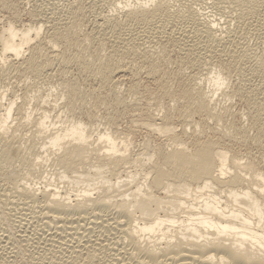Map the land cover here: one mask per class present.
<instances>
[{"label": "bare ground", "instance_id": "bare-ground-1", "mask_svg": "<svg viewBox=\"0 0 264 264\" xmlns=\"http://www.w3.org/2000/svg\"><path fill=\"white\" fill-rule=\"evenodd\" d=\"M52 1L46 9L33 6L29 13L32 21L21 24V28L15 25L18 10L8 8L12 19H7L0 30V79L1 73L21 68L24 75L33 79L32 83L46 82L48 71L57 66L61 78L58 75L60 93L56 95L64 102L59 103V111L57 96L53 94L54 105L44 108L31 122L33 110L26 106L30 94H24L23 102L16 106L11 99L0 112V175L9 176L0 183V207L9 205L0 211V219L8 225L0 228L4 232L0 234V264H17L15 251L7 245L12 238L15 240L11 245L21 246L30 264H264V173L251 159L242 162L240 153L223 139L238 137L249 142L251 129V141L264 143V53L254 57L250 68L252 76L261 77L258 84L250 85L245 77L244 86L234 85L229 92L225 91L228 79L242 69L232 66L233 62L244 61L252 53L241 43L242 34L247 33H243L245 23L250 26L260 20L264 26V19L259 17L264 0H233L235 5L242 1L234 12L242 28L236 31L237 24L222 32L217 26L220 21L200 11L198 4L189 2L171 8L173 4L168 0H126L116 4V15L109 17V11L105 13L108 17L102 13L101 17L106 18L93 20L96 29L87 31L89 34L81 28L88 12L85 1H73L75 6L68 4L63 8ZM96 9L90 8L94 12ZM123 25L129 26L123 29ZM176 25L181 29L171 28ZM257 26L256 23V29ZM42 30L45 36L40 39ZM227 39L229 46H221ZM173 50L180 53L178 60L170 55ZM216 53L219 58L214 62L215 76L203 79L196 76L197 72L183 76L187 74L181 65L190 68L196 61L208 64ZM71 65L85 76L88 88L79 85L83 78L78 82L75 77L65 76ZM143 76L154 86L148 88ZM122 77L128 80L125 92L119 93ZM250 86L258 99L248 102L245 108L247 130L241 127L243 122L238 126L230 119L227 109L228 115L224 112L226 116L222 117L224 113L215 109L214 95L221 91V95L223 92L227 97L242 100V88ZM31 94L36 100L39 97ZM129 95L152 98L157 111L163 113L158 116L155 108L145 109L137 104L133 108L138 113H128L131 131L143 128L147 134L162 137L161 142L154 143L148 136L139 151H130L128 137L121 138L112 130L124 112L117 108L127 111L129 107ZM88 102L93 106L104 104L106 110L109 107V130L92 135L94 111L84 110ZM55 109L69 115L80 111L89 122L85 124L70 116L71 119H60V125L55 126L47 122L51 111L57 112ZM13 110L17 114L15 124L10 121ZM26 113L29 115L25 118ZM225 118L232 121L228 127ZM209 119L215 124L226 122L222 135L208 134V129L214 133L216 130ZM187 128L191 130L189 135ZM28 140L29 144L25 143ZM39 140L43 141L41 151L36 147ZM47 152L52 155L53 174L61 181L70 179L75 184V194L52 185V181L50 184L47 177L39 182L34 180L35 171L49 160L48 155L42 156ZM135 166L140 168L134 170ZM31 220L39 224L35 232L30 229V235L20 224ZM34 234L38 240H34ZM29 236L36 248H42V252L38 249L41 253L28 248ZM40 239L46 244L42 245Z\"/></svg>", "mask_w": 264, "mask_h": 264}, {"label": "rangeland", "instance_id": "rangeland-1", "mask_svg": "<svg viewBox=\"0 0 264 264\" xmlns=\"http://www.w3.org/2000/svg\"><path fill=\"white\" fill-rule=\"evenodd\" d=\"M69 1V2H68ZM54 0V2H55V5L57 4L58 6H56V7H60V8H63L64 6H66V5H68L69 4V6H70V4H72V5H74L75 6V4L76 3H74L73 1H75V2H77L78 3V1L79 0ZM85 1V3H84V6H86V8H87V10H88V12H86L87 14L89 13V15H87V14H85V16L87 17V18H85V19H87L86 20V23H85V19H84V24L81 26V28L84 30H82L84 33H87V34H89L90 32H92L93 30L95 31V29L96 28H94V24H96L93 20H98V19H100V17L102 16V13L104 14L103 16H106V17H108L106 14H108V12H109V17H110V15L112 14V15H116V12H114L113 11V9L115 10V6H116V4H122V3H125V1L126 0H95V2L92 4V3H90L91 2V0H89V3L90 4H92L91 6H90V4L87 2V0H83V2ZM97 1V2H96ZM118 1H120V3H118ZM128 1H131V0H128ZM133 1V0H132ZM171 1V2H170ZM225 0H223V2H224ZM228 1L229 0H227V1H225V3L223 4V2L221 1V0H168V2H169V4L170 3H172L173 5H171L170 4V7L172 8V7H183V6H185V4H187V3H193V4H198V6L197 7H199V8H201L200 9V11L202 10V12H205V13H207L208 14V16L210 17V18H213V19H215L216 21H220L219 23H218V28H219V31H220V28L222 29L221 30V32L223 31V30H226V28L227 29H233V28H235V26L237 27L240 23H239V19L238 18H236L237 17V15H235V13L237 12V9L236 8H238L237 6H239V5H241V3H242V1H240V2H237V5H235L236 3L233 1V0H230V4L228 3ZM232 1V2H231ZM50 2H51V4L53 3V1L52 0H50ZM67 2V3H66ZM87 2V3H86ZM117 2V3H116ZM234 2V3H233ZM96 3H98L97 5H96ZM238 3H240L239 5H238ZM63 4V5H62ZM201 4V5H200ZM225 4L228 6V5H230V7H232V6H234V7H232L231 9H230V7H226L225 6ZM49 5V0H0V30L2 29V27L5 25V23L7 22V19L9 20V18H11L12 19V17H11V11L9 12V11H7L8 10V8H14V9H16V10H18V20H16L15 19V25L16 26H18V28H21V24H26V25H28V24H30V23H28V21H32L30 18H32V17H30L31 15L29 14L30 13V10L33 8V6H40V7H46V6H48ZM88 5V6H87ZM224 5V6H223ZM89 6H90V8H92V9H96L97 8V6H98V8L95 10V12H97V15L99 16V14H100V16L98 17L97 15H96V13L94 12V10L92 11V10H90V8H89ZM200 6H202V7H200ZM263 7V8H262ZM100 8V9H99ZM112 10H111V9ZM233 8H235L234 10H233ZM46 9V8H45ZM99 9V10H98ZM86 10V11H87ZM102 10V11H101ZM233 10V12H231ZM98 11H100V12H98ZM236 11V12H235ZM260 11L262 12H259V14L261 13V16H259L261 19H264V5L263 6H261V9H260ZM113 12V13H112ZM235 12V13H234ZM95 13V14H94ZM99 13V14H98ZM106 13V14H105ZM119 13V12H118ZM234 13V14H233ZM94 14V15H93ZM122 12L120 11V13H119V15L120 16H122ZM9 17H8V16ZM89 16V17H88ZM94 16V17H93ZM236 16V17H235ZM96 17V18H95ZM98 17V18H97ZM106 17H101V18H106ZM119 18H122V17H119ZM219 18V20H217ZM260 18H258V19H260ZM238 19V20H237ZM17 21V22H16ZM260 20H257L256 22H254L253 24H251L250 23V26L252 25V27H250V26H246V24L247 23H245V25H244V30H243V33L244 32H247L248 33V31H249V33L246 35L245 33V35H243L242 34V39L244 38V40H242L241 39V43H244V45L248 48V51H249V49H251L249 52H254L253 54H255V56L252 54V53H250L249 55L250 56H248V58L247 59H245L244 61H241V60H239V59H236L234 62H233V65L232 66H234V67H236V68H238L240 71L236 74V75H233L232 77H230L229 79H228V81H227V83L225 84V88H226V92L228 91H230L231 90V88L235 85H238V86H244V84H245V82H244V78L245 77H247V78H249V81L250 82H248L250 85H251V83H253L254 85H256L255 83H257L258 84V79L259 78H261L260 76H252L251 75V70H250V68H251V66H252V64H253V62H254V57H256V56H258L260 53H264V26H261L260 24L262 23H260L259 22ZM263 21V20H262ZM239 24H238V23ZM28 23V24H27ZM94 23V24H93ZM256 23H257V25H259V26H257L258 28L256 29ZM85 24H87V25H85ZM223 24V25H222ZM227 24V25H226ZM238 24V25H237ZM84 25H85V27H84ZM249 25V24H248ZM253 25L255 26V28H253ZM20 26V27H19ZM129 25H126V26H122V28L124 29V28H126V27H128ZM175 26V25H174ZM174 26H171V28L172 29H176V30H180L181 29V27L182 26H180V25H176L177 27H174ZM180 26V28H178ZM225 26H229V27H231V28H229V27H225ZM234 26V27H233ZM246 27L248 28V30L246 29ZM263 27V28H262ZM178 28V29H177ZM225 28V29H224ZM238 28H242V26L240 27V25H239V27H237V29H236V31L238 30ZM253 28V29H252ZM90 29H91V31H90ZM93 29V30H92ZM255 29V30H254ZM176 30H174V31H176ZM235 30V29H234ZM247 30V31H246ZM260 30V31H259ZM87 31H90L89 33L87 32ZM93 31V32H94ZM173 31V30H172ZM220 32V33H221ZM44 35H43V34ZM173 33V32H172ZM224 34V32L222 33V35ZM41 35V36H40ZM40 35H39V38L41 39V38H43L44 36H45V32H44V30H42L41 31V33H40ZM221 35V36H222ZM223 37V36H222ZM245 37H247V38H245ZM226 43V47H228L229 45L228 44H230V41L227 39V40H225V42H223V43H221V46H223L222 44H225ZM243 45V44H242ZM248 45V46H247ZM225 46V45H224ZM26 51L27 50H23V54H22V56L23 57H25L24 55L26 54L27 55V53H26ZM248 52V53H249ZM217 55H215L216 57H214V56H211L210 58H209V60H208V64H206V63H204V62H199V61H196L197 63H195L194 65H195V68L193 67V66H191L192 67V69L194 70H192L191 69V67L188 69V68H186L187 66L186 65H181L182 66V71L185 73V74H189V72H190V74L189 75H191V73H193L194 74V72L196 73V76H202L203 77V79H204V77L206 78V77H208V76H215V72H216V70H217V67H215V65H214V62L217 60V58H219V57H217V56H219V54L218 53H216ZM253 56H252V55ZM258 54V55H257ZM171 56H172V58L174 59V60H178L179 59V56H180V53H178V51L177 50H173L172 52H171V54H170ZM175 56V57H174ZM252 56V57H251ZM221 58V57H220ZM198 60V59H197ZM199 62V63H198ZM203 63V64H202ZM56 66V65H55ZM7 67V66H6ZM52 67H53V69H52ZM51 67V71H48V73H49V75L50 76H48V77H46L48 80H46V79H44V80H46V82L44 83V82H42L41 81V83H32L33 82V79L32 78H28L29 76L27 75V74H25L26 75V77L28 78V79H25V77H23V76H25L23 73V71H22V69L21 68H19V69H17L16 70V68H14V69H12L11 71H5L4 73H1V79H0V92H2V93H0V94H2V96H1V100H0V103L1 104H3V107H0V109H2L0 112H2L3 110H4V108H5V106H8L9 104L8 103H10L11 101H15L14 103V105L13 106H16L17 104H20V103H22L23 102V95L24 94H26V96L28 95V94H30L29 95V97H31V98H29V97H27V99H28V102H27V104H26V106L27 105H29L30 106V108H32V110H33V112H32V114H33V116L31 115L30 116V122H31V120L33 119H35V117H38V114L39 113H41V111L45 108H50L49 106H53L54 105V98H56V96L58 95L59 96V93L60 92H58V91H60L59 90V85H57L58 84V82H60V78H61V76H60V72L58 71V67L56 66V68L54 67V66H52ZM170 67V66H169ZM185 67V68H184ZM199 67V68H198ZM3 68H5V65L3 66ZM73 68V69H72ZM210 68V69H209ZM7 69V68H6ZM21 69V70H20ZM57 69V70H56ZM213 69H214V71H213ZM16 70V71H15ZM78 69H77V67L75 66V65H71L70 67H69V69H68V71H67V73L65 74V76H71V78L72 77H75L77 80H78V82H80L81 80H82V78L84 79V81H81L82 83H79V85H83L84 86V82L86 81L85 80V76H83V74H81L79 71H77ZM187 70V71H186ZM200 70V71H199ZM18 71H21V72H18ZM53 71V72H52ZM186 71V72H185ZM192 71V72H191ZM8 72H9V74H8ZM14 72V73H13ZM50 72L52 73V74H50ZM56 72H58V73H56ZM208 72V73H207ZM234 72H237L236 70H233V73ZM11 73V74H10ZM18 73V74H17ZM79 73H80V75H82V76H80L79 75ZM183 73V74H184ZM205 73V74H204ZM2 74H5V75H2ZM7 74H8V76H7ZM21 74V75H20ZM56 74V75H55ZM73 76H72V75ZM74 74H76V75H78V76H76V75H74ZM188 74L187 75H183V76H188ZM192 74V75H193ZM23 75V76H22ZM60 76V78H59V76ZM8 78H7V77ZM51 76H52V79H51ZM58 76V77H57ZM3 77V78H2ZM4 77L6 78V80L4 79ZM23 77V78H22ZM78 77V78H77ZM144 78H145V76H143ZM201 77V78H202ZM57 78V79H56ZM74 78V79H75ZM80 78V79H79ZM24 79H25V81H24ZM59 79V80H58ZM121 79V78H120ZM125 79V78H124ZM124 79H123V77H122V80H121V84H119L120 86H118L119 87V93H122V90H124L123 92H125V88H126V81L128 80L127 78L125 79V81H124ZM202 79V80H203ZM5 80V81H4ZM57 82H56V81ZM146 80V81H145ZM145 80H144V83L146 84V86L148 87V88H150V87H152V86H154L153 84H152V82L150 81V79H148L149 81H147V78H145ZM232 80H233V82H232ZM23 81V82H22ZM52 81V82H51ZM26 82V83H25ZM31 82V83H30ZM13 83V84H12ZM57 83V84H56ZM86 83V85L83 87V86H81V88H85L86 89V87L88 88V83L87 82H85ZM122 83H124V84H122ZM149 85H148V84ZM38 85V86H36V85ZM44 84H46V85H44ZM52 84V85H51ZM144 84V85H145ZM206 84V85H205ZM204 84V86L205 87H207L209 84H208V82L207 83H205ZM27 85H28V87H27ZM56 86V87H55ZM125 86V87H124ZM11 87H12V89H11ZM27 87V88H26ZM55 87V88H54ZM58 87V88H57ZM124 87V88H123ZM224 87H222V89L224 88ZM34 88V89H33ZM206 90H207V88H205ZM221 89V90H222ZM243 90H244V92H245V98H246V100H245V98L244 99H238V97H227L226 95H224V93L222 92V94L223 95H221V91H218V92H216V94L214 95V98H215V109L217 110V111H221V113L223 114L224 112L226 113V109H227V111H229L228 113H230L231 112V114H234L233 116H231V114H227L226 113V115H228L229 117H231L230 119L232 120V118H233V121H234V123L235 124H237V123H242L243 122V124H241V127L243 126V128H247V130L249 129L248 128V123H249V121H248V117H247V109H245L246 107H247V105H248V102H250V101H253L254 99H258V97H256V95L254 94V90H253V87L252 86H250V87H243L242 88ZM25 90V91H24ZM27 90V91H26ZM31 91V92H30ZM56 91V92H55ZM26 92V93H25ZM30 92V93H29ZM48 92V93H47ZM52 92V93H51ZM31 93H35L37 96L36 97H38L37 98V100H36V98L34 97V98H32L33 96H31L32 94ZM58 93V94H57ZM144 93V92H143ZM53 94H57L56 96L55 95H53ZM47 95V96H46ZM221 95V96H220ZM4 96V97H3ZM44 96V97H43ZM49 96V97H48ZM55 96V97H54ZM57 96V98L56 99H58L57 100V105H60V106H58V107H56L57 109L58 108H60L59 109V111H61L62 110V108H61V104H59V103H64L63 102V99H59V97ZM125 97H127L128 95H124ZM145 96V95H144ZM131 97H133V98H131ZM139 97V96H138ZM42 98V99H41ZM47 98V99H46ZM142 98V97H141ZM140 97L139 98H137L136 96L134 97V96H130L129 95V97H128V100H127V102H128V105H127V107L128 108H126L127 109V111L125 110V108L124 107H118L117 109V111H119V112H121L122 113V111H124L123 113H122V116H120L119 117V119H118V121H117V123H116V125H115V127L112 129V130H115V132H117V136L119 135V137H123L124 135L126 136V137H128L127 139V145H128V147H129V149H130V151H137L139 148L140 149H142L143 148V143H144V141H146V140H149V137H152L150 140L153 142L154 141V143L156 142V143H158L159 141L161 142V140H162V137H158V136H156L155 134H150V133H146V131L145 130H143V128H137L136 129V127H135V129H134V131L132 132L131 131V129L129 128L130 126H128V125H130V120L131 119H129L130 117H129V115L131 116V115H135V114H137L138 112H137V110L136 109H134L135 108V105L134 104H137V106H141L142 107V105H143V107H145V109L147 108V107H149L148 109H151V110H155L156 111V113L158 114V116H161L163 113H162V111H157V108H155L156 107V105H155V102L153 101V100H151L152 98H149V97H145V98H147V99H145V98H142L141 99ZM11 99H13V100H11ZM45 99V100H44ZM138 99V100H137ZM140 99H141V101H140ZM51 100V101H50ZM39 101V102H38ZM133 101V102H132ZM164 101H166L167 102V100H164ZM38 102V103H37ZM135 102V103H134ZM172 102L173 101H171L170 103L172 104ZM17 103V104H16ZM140 103H141V105H140ZM148 103H150V104H148ZM165 103V102H164ZM7 104V105H6ZM40 104V105H39ZM85 104H87V105H85V106H83V107H85V109L84 110H86V109H88V110H93L94 111V118H93V122H92V124L90 125L91 126V132L93 131V133H92V135H95L97 132H99V131H101V132H103L104 130H109V128H111L109 125H108V123H107V117H108V115L107 114H109V112L111 111H109V107L107 108V110H106V105H104V104H98V106L96 105V106H93L91 103H90V105H89V102L88 103H85ZM152 105V106H151ZM173 106H175L174 105V102H173V104H172ZM2 106V105H1ZM36 106V107H35ZM132 106V107H131ZM41 109H40V108ZM134 107V108H133ZM224 107V108H223ZM90 108V109H89ZM91 108H93V109H91ZM121 108V109H120ZM132 108V109H131ZM155 108V109H154ZM38 109V110H37ZM57 109H55L56 111H57ZM124 109V110H123ZM134 110H136V111H134ZM59 111H57L56 113L54 112V111H51V113H50V119H48L47 120V122H51V123H55V126H59L60 125V122H59V120L60 121H62V120H64V121H67V119H73V118H75V119H80V120H82L83 122H85V124L87 123V122H89L88 121V119L84 116V114L82 115V113L80 112V114H79V112H76V113H71L70 115H69V112H67L66 111V113L65 112H61V114L59 113ZM107 111V112H106ZM127 113H126V112ZM216 111V112H217ZM15 111L13 110V112H12V119H14L15 117H17V114H15L14 113ZM133 112V113H132ZM136 112V113H135ZM244 112V113H243ZM60 114L59 116H57V114ZM128 113H129V115H128ZM131 113V114H130ZM225 113H224V115H222V117L223 116H226L225 115ZM27 114L28 113H26L25 115V118L27 117ZM76 114H78L77 115V117H76ZM123 114H125V115H123ZM160 114V115H159ZM16 115V116H15ZM29 115V114H28ZM66 115V116H65ZM128 115V116H127ZM70 116H71V118H70ZM73 116V117H72ZM75 116V117H74ZM96 116V117H95ZM227 116V118H229ZM236 116V117H235ZM20 117V116H19ZM99 117V118H98ZM105 117V118H104ZM21 118V117H20ZM24 118V119H25ZM67 118V119H66ZM236 118V119H235ZM12 119H10V121H12V124H15L14 122L16 121L15 119L14 120H12ZM22 119V118H21ZM66 119V120H65ZM86 119V120H85ZM223 119V118H222ZM96 120V121H95ZM102 120V121H101ZM104 120V121H103ZM196 120H198V119H196ZM226 120H229V119H224V121H226ZM230 120V121H231ZM222 121V120H221ZM224 121H222V123L220 122V121H218V123L216 122V124H215V121L214 120H211V119H209L208 120V123L209 124H211L210 126H212V125H214L215 124V126L217 127H215V129L217 130H215V133L212 131V130H210V129H208V134L210 135H222V132H224V130H225V127L227 126H229L230 124H231V122H228V121H226L227 122V124H226V122L224 123ZM237 121V122H236ZM17 122V121H16ZM30 122L28 121L27 122V124H28V126L30 127L31 126V124H30ZM95 122V123H94ZM51 123H47V125H52ZM247 123V124H246ZM12 124H10V125H12ZM30 124V125H29ZM107 124V125H106ZM221 124V125H220ZM224 124H226V126L224 125ZM239 124H237L238 126H239ZM246 124V125H245ZM99 125V126H98ZM245 125V126H244ZM247 126V127H246ZM29 127H28V129H29ZM105 127V128H104ZM177 127V131H179L180 129H181V127H180V125H178V126H176ZM226 127V128H227ZM50 128V127H49ZM52 128V127H51ZM179 128V129H178ZM219 128V129H218ZM223 128V129H222ZM96 129V130H95ZM129 129H130V131H129ZM139 130V131H138ZM190 129L189 128H187L186 129V131H187V134L188 133H190V131H189ZM218 130H219V133H217L218 132ZM223 130V131H222ZM26 131V134L25 135H27V132H28V130H25ZM97 131V132H96ZM212 131V132H211ZM221 131V132H220ZM132 134H131V133ZM139 132V133H138ZM248 134H249V142H247L248 141V139H247V141H243V140H240V139H237L238 137H236V138H227V136H226V138H224L223 137V139L225 140V142L226 143H228L229 144V147L230 148H232V149H234V151H237L238 153H240V156L241 157H243V159L241 160L242 162L243 161H245V160H249V159H251L254 163H258L257 164V167H258V169H260V171L261 172H263L264 173V143H256L254 140H252L251 141V138H252V136H253V133H254V131H252L251 129H250V131L248 130ZM213 133V134H212ZM28 134H30L31 135V132L29 131V133ZM127 134V135H126ZM130 134V135H129ZM147 134V135H146ZM151 135V136H150ZM189 135V134H188ZM124 136V137H125ZM147 136V137H146ZM149 136V137H148ZM146 137V138H145ZM158 139H157V138ZM148 138V139H147ZM154 139H156V140H154ZM159 140V141H158ZM230 140V141H229ZM227 141H229V142H227ZM238 141V142H237ZM29 140L28 141H26L25 143H28L29 144ZM47 142V141H46ZM143 142V143H142ZM231 142V143H230ZM240 142V143H239ZM41 143H43V141L42 140H39V141H37L36 142V147L37 148H39L38 150H43V148H42V144ZM257 145H256V144ZM231 144H233V145H231ZM252 144V145H251ZM47 146L48 145H46V148H47ZM141 146V147H140ZM232 146V147H231ZM261 146H263L262 148H261ZM257 147V148H256ZM36 148V149H37ZM45 149V148H44ZM139 149V150H140ZM236 149V150H235ZM251 149V150H250ZM138 150V151H139ZM48 153L49 152H47V153H44V155H42V156H45V154L46 155H48ZM249 153V154H248ZM49 156V155H48ZM51 157H52V155H50ZM49 156V162L48 161H43V166L40 168V170H37L38 172L40 171V173H38L37 171H35L36 173H34V175L36 176V174H37V178L34 176V180L35 181H37V182H39V181H41L43 178L42 177H47V178H45V179H49V182H50V184L52 183V185H56V186H58L61 190H64V189H66V190H68L70 193H72V194H75L76 192H75V190L74 189H76L75 187H74V183L73 182H71L70 181V179H66V180H60L59 179V177L57 178V176L58 175H56V174H53V170H54V167H53V164H50V163H52V160H50L51 159V157ZM46 157V156H45ZM247 158V159H246ZM259 160H258V159ZM262 158V159H261ZM45 162V163H44ZM49 164V165H48ZM255 164V165H256ZM263 164V165H262ZM261 165V166H260ZM136 167V166H135ZM133 168L134 170L135 169H137L138 170V168H140V166H137L136 168ZM46 168V169H45ZM49 168V169H48ZM53 168V169H52ZM132 169V170H133ZM49 170V171H48ZM130 170H131V168H130ZM131 170V171H132ZM41 172H43V175L41 174ZM45 172V173H44ZM52 172V173H51ZM39 174H41V177L39 176ZM5 176H7L8 177V179H9V176L5 173L4 175H0V183L2 184L3 182H4V180L7 178V177H5ZM56 176V177H55ZM40 177V178H39ZM8 179H6V180H8ZM52 181V182H51ZM66 183H65V182ZM70 185H69V184ZM65 186H67V187H65ZM69 186H71L70 188H69ZM68 188V189H67ZM72 189H73V191H72ZM1 206H3L4 208L5 207H7L8 208V206L9 205H7V206H4V205H1ZM3 207H0V211L1 210H3L4 208ZM2 208V209H1ZM10 209V208H9ZM1 214V213H0ZM182 215V214H181ZM34 221V222H33ZM5 221L4 220H1L0 219V228L1 227H8V225L7 224H5L4 223ZM27 222V223H26ZM26 222H24L23 224H20L19 226L22 228V229H27L28 230V232L25 230V232L26 233H28V234H30V232L32 231V232H35L36 231V227L38 226V224H39V222H37V221H35V220H31V221H26ZM31 223V224H33V225H35V226H33V225H31V224H29V223ZM17 223V222H16ZM36 223V224H35ZM25 224V225H24ZM28 225H29V227H28ZM13 226V225H12ZM16 226V225H15ZM14 226V227H15ZM19 227V228H20ZM27 227V228H26ZM35 227V228H34ZM16 228V227H15ZM14 228V230H16ZM30 229H31V231H30ZM35 229V230H34ZM43 230H48V229H44L43 228ZM38 231H41V230H38ZM31 232V233H32ZM46 232H49V230L48 231H46ZM4 232H3V230L2 229H0V234H3ZM15 233H18L17 231L15 232ZM31 235V234H30ZM37 234H34V235H32V236H34V240H38V235L36 236ZM36 237V238H35ZM29 238H30V236H29ZM13 240H15V238H12V239H10L9 241H11V242H9V241H7V245L9 246V244H10V249H11V251H15V255H16V262H17V264H30V262L31 261H29L28 259H26V251H24L23 250V248L21 247V246H16V244L14 245V247H13V245H11L12 244V241ZM32 240H33V238L31 237L30 238V243H29V245L30 246H28V248L31 250V252L33 251V253L35 252V253H37V251L38 252H42V248H40V247H38V248H36L35 246H34V240H33V242H32ZM41 240V239H40ZM0 241H1V239H0ZM5 241V242H6ZM2 242V241H1ZM9 242V243H8ZM14 242V241H13ZM32 242V243H31ZM41 242V244L43 245V244H46V243H44V240L42 241H40ZM39 242V243H40ZM6 245V246H7ZM41 245V246H42ZM7 246V247H8ZM32 247V248H31ZM13 248V249H12ZM10 249H7V251H9ZM38 249H40V251L38 250ZM40 252V253H41ZM32 262H33V260H32ZM104 262H105V260H104ZM103 262V263H104Z\"/></svg>", "mask_w": 264, "mask_h": 264}]
</instances>
